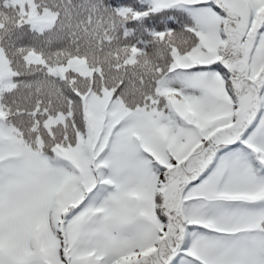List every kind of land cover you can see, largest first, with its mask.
I'll list each match as a JSON object with an SVG mask.
<instances>
[{"label":"snow or ice","instance_id":"snow-or-ice-1","mask_svg":"<svg viewBox=\"0 0 264 264\" xmlns=\"http://www.w3.org/2000/svg\"><path fill=\"white\" fill-rule=\"evenodd\" d=\"M0 264H264V0H0Z\"/></svg>","mask_w":264,"mask_h":264}]
</instances>
